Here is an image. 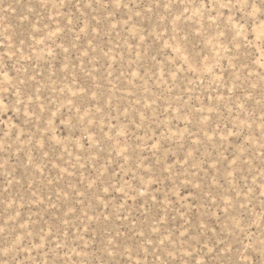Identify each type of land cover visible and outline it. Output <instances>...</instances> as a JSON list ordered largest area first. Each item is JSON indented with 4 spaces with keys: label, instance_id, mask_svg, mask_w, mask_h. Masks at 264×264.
I'll return each mask as SVG.
<instances>
[{
    "label": "rangeland",
    "instance_id": "1",
    "mask_svg": "<svg viewBox=\"0 0 264 264\" xmlns=\"http://www.w3.org/2000/svg\"><path fill=\"white\" fill-rule=\"evenodd\" d=\"M252 13L240 0H0V264H259Z\"/></svg>",
    "mask_w": 264,
    "mask_h": 264
},
{
    "label": "snow or ice",
    "instance_id": "2",
    "mask_svg": "<svg viewBox=\"0 0 264 264\" xmlns=\"http://www.w3.org/2000/svg\"><path fill=\"white\" fill-rule=\"evenodd\" d=\"M112 2H114L117 6H120V0H112ZM240 2L244 5L245 8H251L253 10V13H252L253 15H255L256 12H260L261 13V19L264 20V0H259V6H257V3H255V2H250V0H240ZM259 28H260V39L264 40V24H260ZM262 51H264V49H262ZM262 67H264V65H262ZM249 127H251V126L249 125ZM261 134L264 135V120L261 121ZM153 148H157V145H153ZM233 163H235V161H233ZM133 178H135V177H133ZM125 183H127V182H125ZM141 186H142V184H141ZM197 187H198V185H197ZM118 190L123 192V188L118 189ZM104 191L107 192L108 189L105 188ZM262 243H264V242H262ZM209 251H211V250H209ZM261 254L264 255V248L261 249ZM256 259L257 258H254L253 264H256ZM193 264H196V262L193 261ZM259 264H264V259H261L259 261Z\"/></svg>",
    "mask_w": 264,
    "mask_h": 264
}]
</instances>
